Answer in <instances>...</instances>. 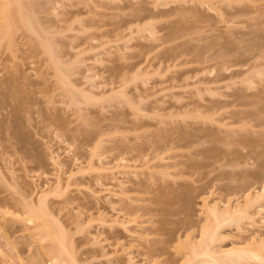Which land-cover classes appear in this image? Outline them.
I'll return each mask as SVG.
<instances>
[{
	"label": "rangeland",
	"instance_id": "rangeland-1",
	"mask_svg": "<svg viewBox=\"0 0 264 264\" xmlns=\"http://www.w3.org/2000/svg\"><path fill=\"white\" fill-rule=\"evenodd\" d=\"M16 1L4 18L0 0V264H53L44 226L77 264H185L213 229L212 249L264 241V195L242 228L203 205L264 184V0Z\"/></svg>",
	"mask_w": 264,
	"mask_h": 264
},
{
	"label": "bare ground",
	"instance_id": "bare-ground-1",
	"mask_svg": "<svg viewBox=\"0 0 264 264\" xmlns=\"http://www.w3.org/2000/svg\"><path fill=\"white\" fill-rule=\"evenodd\" d=\"M16 2H17L16 0L15 1L3 0L4 10L7 9L4 13L5 16L3 15L4 18L6 16L9 17L13 13L11 10H12V5L14 4L12 3H16ZM9 11H11V13ZM3 12L1 14H3ZM242 141H244V145H245L244 148L246 149L242 157H246V158H249L250 156H252L251 153L252 152L255 153V151L259 149V145H261L259 144V139L257 138L255 139V137L253 138L252 136L247 137L244 140L242 139ZM262 146H263L261 147L262 151H264V144ZM95 169L97 170V168ZM258 174L261 175L260 173H253L251 175H253V177L257 175L256 177L257 178L259 177L258 179H260L261 177L258 176ZM261 176L263 177V175ZM258 191L260 192L254 194L253 196L251 194L245 195L243 198V202L242 203L238 202L235 205L233 204L230 205L229 202H227V203H224L223 207H220L217 202H209L207 200H204L203 202L204 210L207 213L208 217L216 222L215 228L223 224L224 221L226 222L230 220H234L237 223V226H239V228H242V223L244 221H246L247 223H252V224L255 223L254 221H257V219L255 220V217H257L258 215L257 212L253 214L250 212L249 209L251 208L253 204L252 202V200L254 199L253 197L264 195V184L261 186V190H258ZM43 206L45 207L42 209V210L45 209V211H43L44 214H46L47 216H50L52 214L50 209L46 208L45 205ZM256 208H258L257 210H260L261 206L256 207ZM259 212L260 211H258V213ZM32 213L34 216L38 215V213H36L35 211H32ZM206 228L209 229L210 225H207ZM208 229H206L205 231H207ZM63 232L64 231L62 230L61 232L56 234L48 226H44L42 230L43 235L41 237L43 239L50 238L52 240L51 245H54L57 248V250L53 252L52 257H51L53 264H77L75 256L70 253L71 251L69 252L68 247L66 246V243H65L66 238L64 235L65 232L64 233ZM203 235L205 237L199 239L200 242L198 241L197 242L198 244L194 243L193 252L192 250H191L192 253L190 252V255L193 254V256L197 257V259L186 261L185 264H191L190 262H192V264L193 263L194 264H201V263L202 264H228L229 262L230 263L247 262L248 264L250 262H256L258 264H264V241L261 239L258 240L256 237L253 236L250 242H246L238 246L222 248V249H215V248L212 249L211 246L208 245L209 244L208 241H211L210 239L214 237L215 230L213 229L212 231L204 232ZM202 239L205 241H203ZM201 244L203 245L201 248H199L198 250L195 249V246L200 247ZM52 250L54 251V249Z\"/></svg>",
	"mask_w": 264,
	"mask_h": 264
}]
</instances>
